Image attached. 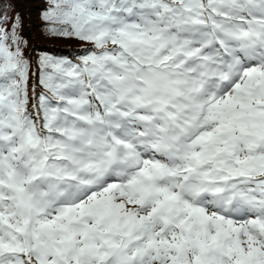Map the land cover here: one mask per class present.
I'll list each match as a JSON object with an SVG mask.
<instances>
[{
  "label": "snow or ice",
  "instance_id": "6c2138e0",
  "mask_svg": "<svg viewBox=\"0 0 264 264\" xmlns=\"http://www.w3.org/2000/svg\"><path fill=\"white\" fill-rule=\"evenodd\" d=\"M41 12L88 47L0 14V264H264V0Z\"/></svg>",
  "mask_w": 264,
  "mask_h": 264
},
{
  "label": "trees",
  "instance_id": "16d2710c",
  "mask_svg": "<svg viewBox=\"0 0 264 264\" xmlns=\"http://www.w3.org/2000/svg\"><path fill=\"white\" fill-rule=\"evenodd\" d=\"M42 7L43 0H0V14L12 16L19 13L23 18L21 35L28 41L26 54H30L34 61L43 54L70 58L83 54L88 46L82 42L45 34L40 20Z\"/></svg>",
  "mask_w": 264,
  "mask_h": 264
}]
</instances>
